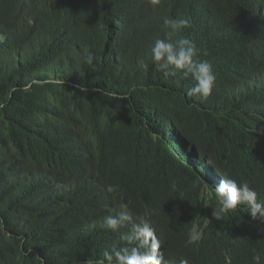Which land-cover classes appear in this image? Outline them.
<instances>
[{
  "label": "trees",
  "instance_id": "trees-1",
  "mask_svg": "<svg viewBox=\"0 0 264 264\" xmlns=\"http://www.w3.org/2000/svg\"><path fill=\"white\" fill-rule=\"evenodd\" d=\"M41 1L0 0V264L135 246L103 223L122 202L148 214L161 264L264 262V221L217 220L211 194L227 174L264 202V0ZM164 17L189 19L172 40L212 66L206 100L155 67Z\"/></svg>",
  "mask_w": 264,
  "mask_h": 264
},
{
  "label": "clouds",
  "instance_id": "clouds-1",
  "mask_svg": "<svg viewBox=\"0 0 264 264\" xmlns=\"http://www.w3.org/2000/svg\"><path fill=\"white\" fill-rule=\"evenodd\" d=\"M163 0H153V5H160ZM175 3L176 0H167ZM47 0H42L45 4ZM163 26L167 30L165 39H156L150 47L152 60L155 67L163 74L171 77L188 78L194 84L188 90V95L207 99L212 95L213 87L217 79L212 66L200 61L196 45L189 39L180 37L173 42L172 38L182 30L190 27L188 18H163ZM143 65V61H140ZM81 91L86 89L81 88ZM175 189V185H173ZM109 187V191H115ZM218 201V209L214 210L213 217L219 220L222 214L236 211H247L255 220L264 221V202H259L257 192L247 181L237 182L236 179L225 174L224 178L214 186L211 193ZM246 206L240 208L238 206ZM118 215L104 217V226L112 231L130 225V240L135 241V246L128 248H112L103 252V259L93 261L89 259L86 264H161L162 245L159 236L155 233L148 214L133 216L127 203L119 205ZM202 238V232L194 227L190 233L189 242H195ZM255 264H264L259 254H254ZM186 264V262H184Z\"/></svg>",
  "mask_w": 264,
  "mask_h": 264
}]
</instances>
